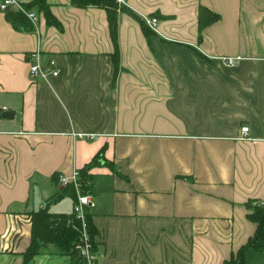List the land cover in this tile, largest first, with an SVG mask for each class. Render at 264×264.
Segmentation results:
<instances>
[{
    "label": "crops",
    "instance_id": "obj_1",
    "mask_svg": "<svg viewBox=\"0 0 264 264\" xmlns=\"http://www.w3.org/2000/svg\"><path fill=\"white\" fill-rule=\"evenodd\" d=\"M45 2L58 25L0 12V264H76L52 244L25 261L29 218L71 213L58 176L99 152L97 264H225L250 240L239 264H264V0H125L117 68L104 8ZM31 52L58 74L31 80Z\"/></svg>",
    "mask_w": 264,
    "mask_h": 264
},
{
    "label": "trees",
    "instance_id": "obj_2",
    "mask_svg": "<svg viewBox=\"0 0 264 264\" xmlns=\"http://www.w3.org/2000/svg\"><path fill=\"white\" fill-rule=\"evenodd\" d=\"M71 2L78 7H87L90 5L104 8L107 13L109 32L114 44L113 63L115 68L118 65V46H117V16L118 10L122 8L118 5L115 0H71ZM25 6L30 9H35L38 13H42L45 17L46 23L50 25H58L59 22L51 14L48 5L45 0H30L25 3ZM7 19L16 28L23 27L24 29L33 30L34 27L30 21L21 13L17 11L6 12ZM199 18L198 26L201 29L203 26L216 20L218 15L216 13L210 12L204 7L199 8ZM142 29L145 33H148L149 29L142 23ZM101 152L97 153L93 159L84 167L79 169L80 180L86 181L90 180V175L88 170L97 165L101 160ZM70 196L72 201L75 200V192L71 186H67L59 194L62 196ZM252 205V206H251ZM249 208L252 212L248 214V217L257 223V232L255 237H260V231L264 218V203L262 205H255L249 203ZM86 223L88 227V233L90 240L93 244V249L96 250V242L94 240V229L92 226L90 213H86ZM30 243L24 252V259L28 261L33 256L38 254L43 250L47 244L54 245L58 250L64 254H69L73 258V262L76 264H83L80 257H78L76 251L74 250V245L78 239L79 222L75 219L74 215L71 213H53L50 212L47 207H43L37 211H33L30 214ZM252 246V240H250L244 248L239 250L238 259L231 260L225 264H239L240 256L242 251L246 247Z\"/></svg>",
    "mask_w": 264,
    "mask_h": 264
},
{
    "label": "built area",
    "instance_id": "obj_3",
    "mask_svg": "<svg viewBox=\"0 0 264 264\" xmlns=\"http://www.w3.org/2000/svg\"><path fill=\"white\" fill-rule=\"evenodd\" d=\"M118 5L125 4V0H115ZM23 0H0V12L17 11L21 12L36 29L39 24V13L35 9H30L25 6ZM157 19L155 17L145 18V22L148 26H153ZM29 56V76L31 80H35L38 77H45L48 73L52 75L58 74V69L53 68L51 65L46 67L42 65L40 55L38 52H31ZM221 62L227 66H234L240 59V57H219ZM6 111V107H2L1 111ZM242 133L240 138H244L248 132V126L243 125L240 127ZM58 183L62 188L71 186L75 192V200L72 204V214L75 219L78 220L79 236L74 245L78 257L82 260L83 264H97V253L93 249V244L90 240L88 233V227L86 223V213L88 208L93 206L92 195L90 192L91 182L90 180H80V174L78 169H75L70 176L59 175Z\"/></svg>",
    "mask_w": 264,
    "mask_h": 264
},
{
    "label": "rangeland",
    "instance_id": "obj_4",
    "mask_svg": "<svg viewBox=\"0 0 264 264\" xmlns=\"http://www.w3.org/2000/svg\"><path fill=\"white\" fill-rule=\"evenodd\" d=\"M60 185V184H59ZM64 189V188H63ZM59 197V194H57V196H56V198H58ZM252 204V203H251ZM252 206V205H251ZM89 209V208H88ZM60 251V250H59ZM60 253H62L61 251H60ZM70 258H71V260L73 261V258H72V256H69ZM236 259H238V255H235V259H234V261L233 262H235V260Z\"/></svg>",
    "mask_w": 264,
    "mask_h": 264
},
{
    "label": "water",
    "instance_id": "obj_5",
    "mask_svg": "<svg viewBox=\"0 0 264 264\" xmlns=\"http://www.w3.org/2000/svg\"><path fill=\"white\" fill-rule=\"evenodd\" d=\"M0 116H2V117H10L11 114H9V113H7V112H1V113H0Z\"/></svg>",
    "mask_w": 264,
    "mask_h": 264
}]
</instances>
